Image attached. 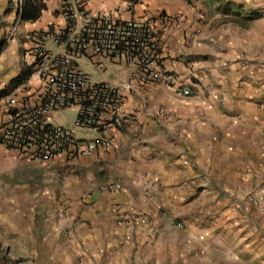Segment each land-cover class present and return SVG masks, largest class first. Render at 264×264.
<instances>
[{
    "label": "crops",
    "instance_id": "obj_1",
    "mask_svg": "<svg viewBox=\"0 0 264 264\" xmlns=\"http://www.w3.org/2000/svg\"><path fill=\"white\" fill-rule=\"evenodd\" d=\"M37 1L43 7L30 22L21 20V0H0V91L32 70L0 98V124L6 97L19 105L39 86L32 38L64 26L62 0ZM75 1L113 20L153 21L159 69L189 86L192 96L177 98L162 82L134 85L124 98L125 124L107 132L112 148L75 164L59 157L93 172H87L91 195L74 196L70 218L61 219L52 202L46 211L29 212L16 209L19 201L0 200V246L9 249L4 264H84L103 256L112 262L110 254L140 250L145 238L155 240V258L167 249L174 259L179 248L196 264L236 263L232 239L244 251L254 252L257 240L264 246V211L250 202L264 206V10L224 14L208 10L209 0L196 7L182 0ZM163 15L168 27L156 20ZM93 75L119 83L128 70L114 66ZM57 116L58 125L70 122ZM1 153L18 156L3 147ZM96 169L105 173L95 176Z\"/></svg>",
    "mask_w": 264,
    "mask_h": 264
},
{
    "label": "built area",
    "instance_id": "obj_2",
    "mask_svg": "<svg viewBox=\"0 0 264 264\" xmlns=\"http://www.w3.org/2000/svg\"><path fill=\"white\" fill-rule=\"evenodd\" d=\"M62 1L63 28H48L32 38L33 72L39 82L35 96L19 105L6 97L0 124V147L38 166L59 157L75 164L112 148L107 132L125 124L124 98L134 85L162 82L174 88L177 98L192 95L189 86L176 85L172 74L159 69L160 44L153 21L113 20L107 13L82 10L75 0ZM156 20L170 25L168 16ZM82 65L93 72L114 66L127 69L128 79L94 81ZM68 110L74 111V117L67 125L52 120ZM250 202L257 211H264L258 200Z\"/></svg>",
    "mask_w": 264,
    "mask_h": 264
},
{
    "label": "rangeland",
    "instance_id": "obj_3",
    "mask_svg": "<svg viewBox=\"0 0 264 264\" xmlns=\"http://www.w3.org/2000/svg\"><path fill=\"white\" fill-rule=\"evenodd\" d=\"M182 1L187 5L196 7L197 3H202L205 0ZM224 1L231 2L235 6H238V9L234 7V10H264V0ZM209 3L210 7L208 10H220L218 3L213 4L212 0H209ZM246 15L249 14L247 13ZM82 67L86 73L92 75L94 81H98V78L93 75L94 72L91 68L86 65H82ZM73 117V110H68L64 114L57 116L58 122L62 124H65L67 121H72ZM0 158V200L6 199L21 202L17 205V210L21 208L29 212L46 211L48 207L44 205L48 202H52L54 206L53 209H55L59 217L64 220L71 216L70 209L72 207H70V204L74 196H77L83 201L88 199L91 195V191L88 188L89 185L87 184V172H93L89 164L78 167L81 168V170H78L75 168L76 166H70L62 161H56L46 166H38L28 164L23 159L10 153H1ZM96 170L97 174H95V176H102L105 173V169ZM41 213L42 212H40V214ZM247 215H251V209ZM177 228L182 229L183 227ZM65 232L67 233L66 230ZM143 242L144 246L140 250H136L135 248H124L119 249L117 253L110 254L112 262L109 261V258L107 259L103 256L99 257L100 259H91L90 262L86 261L84 264H196L193 256L189 255L185 257L182 249L179 248H177L178 252L174 256V259L168 254L169 252L167 249H162V253L159 252V258H155L156 250L155 247H153L155 240L145 238ZM230 242L232 246L231 249L235 252H239V254L233 258L236 263L212 262L211 264H264V246L259 244V242H261L260 240H257L258 244L254 243V245H251L254 252L244 251V248L238 247L240 245H238V242L234 241V239L230 240ZM7 250L9 251L8 248L0 246V257H3ZM114 257H117V261L114 260ZM183 259H185L186 262H184ZM72 261L73 263L71 262L70 264H75V260ZM1 264H4V262L2 261Z\"/></svg>",
    "mask_w": 264,
    "mask_h": 264
},
{
    "label": "trees",
    "instance_id": "obj_4",
    "mask_svg": "<svg viewBox=\"0 0 264 264\" xmlns=\"http://www.w3.org/2000/svg\"><path fill=\"white\" fill-rule=\"evenodd\" d=\"M215 3L219 4L220 11L224 14L231 12V10L238 9V6H235L231 2H227L224 0H212ZM20 7V16L22 21H30L33 22L37 20L39 17L40 11L43 5L37 0H21L19 5ZM249 17L256 18L258 17L255 13H250ZM2 47V46H1ZM32 74L31 68H27L25 71L21 72L17 77L10 81L8 86L0 91V98L7 96L11 91L22 84L30 75ZM3 261V257H0V264Z\"/></svg>",
    "mask_w": 264,
    "mask_h": 264
}]
</instances>
